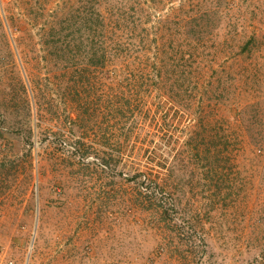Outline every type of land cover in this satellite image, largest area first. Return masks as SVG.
Wrapping results in <instances>:
<instances>
[{
    "label": "rangeland",
    "instance_id": "374dc122",
    "mask_svg": "<svg viewBox=\"0 0 264 264\" xmlns=\"http://www.w3.org/2000/svg\"><path fill=\"white\" fill-rule=\"evenodd\" d=\"M0 264H264V0H0Z\"/></svg>",
    "mask_w": 264,
    "mask_h": 264
}]
</instances>
